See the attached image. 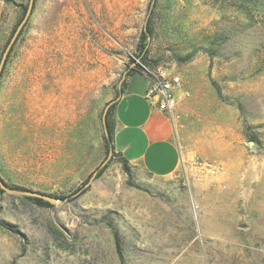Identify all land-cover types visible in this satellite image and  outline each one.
I'll use <instances>...</instances> for the list:
<instances>
[{"label": "rangeland", "instance_id": "obj_1", "mask_svg": "<svg viewBox=\"0 0 264 264\" xmlns=\"http://www.w3.org/2000/svg\"><path fill=\"white\" fill-rule=\"evenodd\" d=\"M28 4L0 0V60ZM132 57L180 81L167 178L105 152ZM0 179L66 198L0 192V264H264V0L33 2L0 75Z\"/></svg>", "mask_w": 264, "mask_h": 264}, {"label": "crops", "instance_id": "obj_2", "mask_svg": "<svg viewBox=\"0 0 264 264\" xmlns=\"http://www.w3.org/2000/svg\"><path fill=\"white\" fill-rule=\"evenodd\" d=\"M149 85L147 77L134 75L125 87L118 88L111 102L115 103L112 146L131 171L162 179L177 171L181 155L175 121L161 112L154 101L145 98ZM174 102L176 110L180 109L177 89Z\"/></svg>", "mask_w": 264, "mask_h": 264}, {"label": "built area", "instance_id": "obj_3", "mask_svg": "<svg viewBox=\"0 0 264 264\" xmlns=\"http://www.w3.org/2000/svg\"><path fill=\"white\" fill-rule=\"evenodd\" d=\"M133 58L131 67L138 70L150 81L149 88L145 93L148 101H154L158 109L165 113L171 120H175L178 115L174 102V91L180 86L178 77H165L160 70L153 69L142 63L139 59Z\"/></svg>", "mask_w": 264, "mask_h": 264}, {"label": "trees", "instance_id": "obj_4", "mask_svg": "<svg viewBox=\"0 0 264 264\" xmlns=\"http://www.w3.org/2000/svg\"><path fill=\"white\" fill-rule=\"evenodd\" d=\"M35 1L36 0H34V2ZM26 10H27V6L23 7V9H22V19L25 16ZM129 75H132V73H130ZM114 105H115V103H111V104L108 105V108H107L106 114H105V127H103L104 128L103 142H104L105 152H106V155L110 156L111 158L118 157V155L114 152V148L112 146L113 128H112V125H111V123L109 121V118L111 117V115H113ZM122 163H123V165L125 167V171L129 172V168H128V166L126 165V163L123 160H122ZM15 189L29 191V190H26V189H23V188H18V187H15ZM0 192H3V191L0 189ZM25 199L29 200V201H33L37 206H40V207H52V205H50L48 202H46V201H44L42 199H36V198H32V197H25ZM60 199H62L64 201L66 198H60ZM1 225L5 229H7L9 232H13V233L16 232V230L11 225L3 224V223ZM114 242H115L116 252L119 255V257L121 258V255H120L121 254V244H120L119 238L117 236L114 237Z\"/></svg>", "mask_w": 264, "mask_h": 264}, {"label": "water", "instance_id": "obj_5", "mask_svg": "<svg viewBox=\"0 0 264 264\" xmlns=\"http://www.w3.org/2000/svg\"><path fill=\"white\" fill-rule=\"evenodd\" d=\"M33 2L34 0H29V4L25 13V16L23 17L22 21L20 22V24L18 25L17 29L15 30V32L13 33L12 38L10 39L7 47L5 48L1 60H0V75L2 72V69L4 67L7 55L13 45V43L15 42L18 34L20 33L21 29L23 28L24 24L27 22L31 11H32V7H33ZM103 125L105 127V121L103 119ZM0 189L9 194V195H14V196H19V197H32V198H36V199H42L46 202H48L50 205H58L61 204L63 202L62 199L60 198H56L53 196H49L46 194H42V193H37V192H33V191H25V190H19V189H15L12 187H8L5 183H3L0 179Z\"/></svg>", "mask_w": 264, "mask_h": 264}]
</instances>
